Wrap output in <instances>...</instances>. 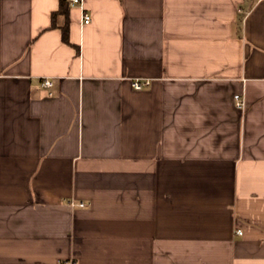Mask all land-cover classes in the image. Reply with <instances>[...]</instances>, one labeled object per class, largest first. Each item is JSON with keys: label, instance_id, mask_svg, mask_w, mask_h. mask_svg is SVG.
<instances>
[{"label": "crops", "instance_id": "1", "mask_svg": "<svg viewBox=\"0 0 264 264\" xmlns=\"http://www.w3.org/2000/svg\"><path fill=\"white\" fill-rule=\"evenodd\" d=\"M59 7L0 0V264H264V0Z\"/></svg>", "mask_w": 264, "mask_h": 264}, {"label": "built area", "instance_id": "2", "mask_svg": "<svg viewBox=\"0 0 264 264\" xmlns=\"http://www.w3.org/2000/svg\"><path fill=\"white\" fill-rule=\"evenodd\" d=\"M69 1L71 4L82 3V0H69ZM90 20H91V15L88 13H84V23H89ZM150 83H151V81L149 79H135L133 81V87L135 89L140 90V89H143L144 87L150 85ZM43 85L50 87L53 85V81L49 78H45L43 81ZM235 99H236V103L238 104V106L243 107L246 105L245 99L240 94H236ZM78 205L85 206V202L81 201L80 203H78ZM237 232L242 233L241 230H238Z\"/></svg>", "mask_w": 264, "mask_h": 264}, {"label": "trees", "instance_id": "3", "mask_svg": "<svg viewBox=\"0 0 264 264\" xmlns=\"http://www.w3.org/2000/svg\"><path fill=\"white\" fill-rule=\"evenodd\" d=\"M60 1V7L59 10L54 12L52 14L53 21L55 24V18L58 14H64L66 16V23L62 27V38L64 42L69 43L70 38H69V6H70V1L69 0H59Z\"/></svg>", "mask_w": 264, "mask_h": 264}]
</instances>
